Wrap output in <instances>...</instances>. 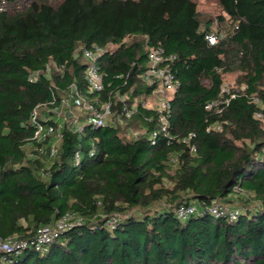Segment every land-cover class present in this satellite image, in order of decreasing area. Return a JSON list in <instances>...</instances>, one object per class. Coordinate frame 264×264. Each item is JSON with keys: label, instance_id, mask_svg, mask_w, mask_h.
<instances>
[{"label": "trees", "instance_id": "16d2710c", "mask_svg": "<svg viewBox=\"0 0 264 264\" xmlns=\"http://www.w3.org/2000/svg\"><path fill=\"white\" fill-rule=\"evenodd\" d=\"M217 2L213 19L193 0H0V240L29 243L0 264H264V0ZM152 48L175 57L161 113L145 105ZM229 74L243 89H224ZM75 93L97 110L110 101L114 123L87 124ZM33 117L59 131L52 158ZM182 205L195 213L178 218ZM67 214L80 223L36 251V231Z\"/></svg>", "mask_w": 264, "mask_h": 264}, {"label": "built area", "instance_id": "2783aa9c", "mask_svg": "<svg viewBox=\"0 0 264 264\" xmlns=\"http://www.w3.org/2000/svg\"><path fill=\"white\" fill-rule=\"evenodd\" d=\"M208 43L210 45H214L217 43V38L213 33H210L206 36ZM84 57L88 61V67L85 72V78L90 86V89L95 92H101L103 90L102 85V75L99 72L98 67L94 64L96 54L91 51H84ZM175 60V57L171 55H165L164 51L161 48H152L149 50L148 54V65L147 71L144 74V80L147 81L149 85L157 84V89L153 92V97L158 98L159 112L168 109V96H171L177 86L178 83L174 79L170 70V63ZM74 103L78 106L82 107L84 110L89 111L90 114L86 119L87 124H90L93 127H102L108 124L109 119L112 118V104L110 101H107L102 105L100 110H97L91 103L85 101L80 98L78 94H74ZM212 105L209 104L206 108H210ZM133 114V110L124 107L122 110V116L129 118ZM260 117V115H257ZM164 124V118L161 119ZM32 125L35 127L34 135L32 140L36 143H44L45 141L50 139V148H49V157H54L56 154V143L59 141L60 134L58 131V135H55V128L46 127L43 124L37 123L35 117L31 119ZM162 133L165 137L169 134L166 130V126L163 125ZM53 135L57 137V140L54 142ZM156 134L153 133L150 137L151 140L156 138ZM193 135H189L187 139H184L182 142L187 144L190 147V152L195 154V147L190 145L189 139ZM135 137H138L135 135ZM42 150V149H41ZM78 154H76V158H78ZM211 213L215 216L222 215V211L219 207L213 206L210 209ZM227 211V210H226ZM195 213V207L192 205H182L177 208L176 215L180 219H185L188 216ZM115 218L108 222V226L113 228L115 223ZM80 218L67 214L64 218L60 219L53 225L41 227L36 231L34 236V240L30 242L31 246L34 247L36 251H42L45 245L50 244L54 239L57 238L58 234L63 231L66 227L72 226L73 224H79ZM28 242L17 240L16 238H9L7 240H0V252L2 253H19L21 250L25 249L28 246Z\"/></svg>", "mask_w": 264, "mask_h": 264}, {"label": "rangeland", "instance_id": "374dc122", "mask_svg": "<svg viewBox=\"0 0 264 264\" xmlns=\"http://www.w3.org/2000/svg\"><path fill=\"white\" fill-rule=\"evenodd\" d=\"M193 1L196 3L198 11H200V13L206 18L215 19L216 16L221 14L217 0H193ZM237 80H238V74L226 75L224 77V85H223L224 89L226 90L229 88H234V89L242 88V86L237 85ZM145 105L149 108L150 107L151 108L158 107V98H156V97L147 98ZM43 113H46V114H41V116H40V119H43V120L48 119L49 116L51 118H54L55 120L60 119L63 116V113L57 109L51 111L50 113L47 110H44ZM73 114H74V119L77 120V117L80 116L82 113H81V111H77V112L75 111L74 112V110H73ZM76 120H74L75 123H77ZM108 123L113 124L114 120L111 118V119H109ZM262 128L264 129V121L262 123ZM215 129L220 130L219 127H215ZM141 133L142 132L138 131L137 129L136 130L132 129V130H128L126 135L128 137H135V135L139 136V135H141ZM44 146H45V144L43 142L40 143V145H39V147H41V149ZM27 152L30 153V150H27ZM173 170H174V168L172 167V171ZM165 185L169 188L172 186L169 181H165ZM234 205L237 206L238 204L235 202Z\"/></svg>", "mask_w": 264, "mask_h": 264}]
</instances>
